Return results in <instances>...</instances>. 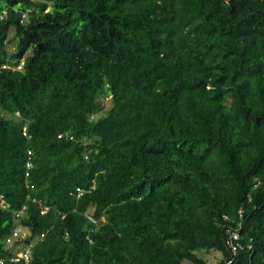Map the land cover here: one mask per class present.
Masks as SVG:
<instances>
[{"label":"trees","instance_id":"1","mask_svg":"<svg viewBox=\"0 0 264 264\" xmlns=\"http://www.w3.org/2000/svg\"><path fill=\"white\" fill-rule=\"evenodd\" d=\"M26 249L264 264V0H0L1 264Z\"/></svg>","mask_w":264,"mask_h":264},{"label":"built area","instance_id":"2","mask_svg":"<svg viewBox=\"0 0 264 264\" xmlns=\"http://www.w3.org/2000/svg\"><path fill=\"white\" fill-rule=\"evenodd\" d=\"M21 64L22 62L17 66V68H21ZM5 67V66H3ZM25 135V130H24V133ZM30 154V151H28V155ZM30 158L28 157L27 159V162H26V167H30L31 165V162L29 160ZM89 218L94 221L93 218H91L89 216ZM17 232L15 231L13 233V235H16ZM238 231L235 230V229H231V228H228V231H227V238H226V245L230 248V252L232 253V255L236 254V248H237V240H238ZM13 238H8L7 241H11ZM28 257H29V253H28V250H24V251H20L18 253H16L15 255L11 256L10 257V260L11 261H20V260H23L24 261V264H27V261H28ZM2 259H0V264L2 263ZM231 259H227V260H224L222 263L220 264H230L231 263Z\"/></svg>","mask_w":264,"mask_h":264},{"label":"rangeland","instance_id":"3","mask_svg":"<svg viewBox=\"0 0 264 264\" xmlns=\"http://www.w3.org/2000/svg\"><path fill=\"white\" fill-rule=\"evenodd\" d=\"M11 48L14 49V45H8V49L12 50ZM202 256L206 260L207 264H217L218 260L221 257V253L215 250H211L209 252H203Z\"/></svg>","mask_w":264,"mask_h":264},{"label":"clouds","instance_id":"4","mask_svg":"<svg viewBox=\"0 0 264 264\" xmlns=\"http://www.w3.org/2000/svg\"><path fill=\"white\" fill-rule=\"evenodd\" d=\"M91 221H92V220H91ZM93 222H94V221H93ZM15 231L17 232V234H16V235H13V233H14ZM19 231H20L19 229H13V230H12L11 235H9V236L6 238V243H7L8 245L12 244V242L15 241L19 236L23 235V233H20ZM8 238H13V239H12L11 241H7ZM18 252H20V251H18ZM18 252H16V253H18ZM16 253H14V255H15Z\"/></svg>","mask_w":264,"mask_h":264}]
</instances>
